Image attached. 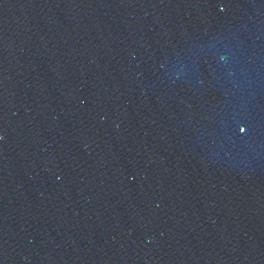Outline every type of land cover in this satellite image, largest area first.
Masks as SVG:
<instances>
[{"label":"water","instance_id":"95a60500","mask_svg":"<svg viewBox=\"0 0 264 264\" xmlns=\"http://www.w3.org/2000/svg\"><path fill=\"white\" fill-rule=\"evenodd\" d=\"M0 264H264V0H0Z\"/></svg>","mask_w":264,"mask_h":264}]
</instances>
